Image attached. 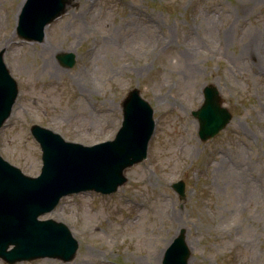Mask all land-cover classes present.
I'll list each match as a JSON object with an SVG mask.
<instances>
[{
    "label": "rangeland",
    "instance_id": "obj_1",
    "mask_svg": "<svg viewBox=\"0 0 264 264\" xmlns=\"http://www.w3.org/2000/svg\"><path fill=\"white\" fill-rule=\"evenodd\" d=\"M24 3L0 0V51L19 85L0 129L4 158L40 173L34 124L84 145L114 138L135 87L157 125L117 191L72 193L41 216L70 227L72 260L14 264H163L182 228L188 264H264V0H66L41 41L18 34ZM209 83L233 117L203 141L192 111Z\"/></svg>",
    "mask_w": 264,
    "mask_h": 264
},
{
    "label": "water",
    "instance_id": "obj_2",
    "mask_svg": "<svg viewBox=\"0 0 264 264\" xmlns=\"http://www.w3.org/2000/svg\"><path fill=\"white\" fill-rule=\"evenodd\" d=\"M66 0H26L19 17L18 34L41 41L45 27L65 11ZM65 66L75 63L74 53L58 56ZM19 93L18 82L10 74L0 51V127L12 112ZM122 125L112 140L94 145L65 141L58 133L40 125L31 131L43 150V166L38 176L25 174L0 154V259L14 264L43 257L72 260L79 243L66 223L53 218L40 219L68 194L95 190L112 193L127 181L125 170L147 156L156 123L154 108L138 87L122 102ZM199 123V136L205 141L223 129L233 115L223 104L216 84L203 88V102L192 111ZM181 196L185 182L172 185ZM12 245V247H10ZM191 249L186 230L167 247L163 264H188Z\"/></svg>",
    "mask_w": 264,
    "mask_h": 264
},
{
    "label": "bare ground",
    "instance_id": "obj_3",
    "mask_svg": "<svg viewBox=\"0 0 264 264\" xmlns=\"http://www.w3.org/2000/svg\"><path fill=\"white\" fill-rule=\"evenodd\" d=\"M56 51H57V49H55V52ZM223 162H224V159L223 158L219 159V161L217 162V164L219 165V167L223 164Z\"/></svg>",
    "mask_w": 264,
    "mask_h": 264
}]
</instances>
